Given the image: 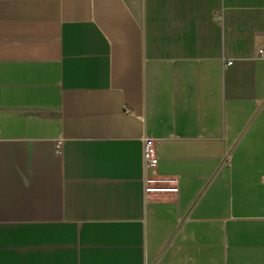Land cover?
<instances>
[{
    "label": "crops",
    "instance_id": "1",
    "mask_svg": "<svg viewBox=\"0 0 264 264\" xmlns=\"http://www.w3.org/2000/svg\"><path fill=\"white\" fill-rule=\"evenodd\" d=\"M260 49L264 0H0V264H264Z\"/></svg>",
    "mask_w": 264,
    "mask_h": 264
},
{
    "label": "built area",
    "instance_id": "2",
    "mask_svg": "<svg viewBox=\"0 0 264 264\" xmlns=\"http://www.w3.org/2000/svg\"><path fill=\"white\" fill-rule=\"evenodd\" d=\"M259 56L264 57V50H259ZM143 158H144V169L147 172L150 169H154L158 165L159 157L156 150V141L154 139L145 137L143 141ZM151 184V180H146ZM146 182V184H147ZM146 192H153L155 189L153 187H147Z\"/></svg>",
    "mask_w": 264,
    "mask_h": 264
}]
</instances>
